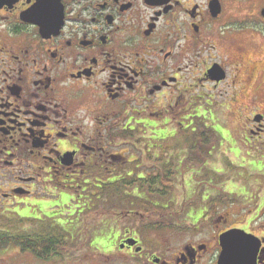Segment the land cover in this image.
Segmentation results:
<instances>
[{
  "label": "flooded vegetation",
  "instance_id": "obj_1",
  "mask_svg": "<svg viewBox=\"0 0 264 264\" xmlns=\"http://www.w3.org/2000/svg\"><path fill=\"white\" fill-rule=\"evenodd\" d=\"M183 119L182 164L161 167L145 142L177 140ZM197 137L205 142L191 149ZM221 154L264 173V0H0V233L63 237L70 250L106 259L0 252L41 264H218L220 236L237 230L256 239L249 264H264V224L251 214L156 207L162 170L175 187ZM142 188L145 219L159 222L116 211L145 236L128 230L117 245L94 246L92 214L112 215L105 194L133 207ZM72 210H81L77 229L65 218ZM175 229L189 236L178 246ZM76 230L79 240H66ZM115 249L122 258L112 259Z\"/></svg>",
  "mask_w": 264,
  "mask_h": 264
},
{
  "label": "rangeland",
  "instance_id": "obj_2",
  "mask_svg": "<svg viewBox=\"0 0 264 264\" xmlns=\"http://www.w3.org/2000/svg\"><path fill=\"white\" fill-rule=\"evenodd\" d=\"M190 124L191 122H186L185 119H183L182 122L179 123L180 128L176 124L177 131L181 132L180 136L176 138V142L174 140L172 142L171 140V142L167 143V141L160 140L159 138L161 136L159 135H157L159 142L156 144L154 149L148 146L145 142L144 146L146 153L148 151V154L151 155V157H156L157 160H161V167H165L166 165H169L170 162H172V166H174L175 168H177L176 170H178V167L181 166L183 161L184 147H186V139L184 136L189 137V135H183V133H186L187 130L188 132H190V130L188 129V126H190ZM156 133L162 135V132L158 131ZM171 145H175L176 147H171ZM223 152L226 153V150L224 149ZM218 158L220 162L217 166H205L204 170H187L188 172L183 175L185 181L187 180V183L184 181L186 183L185 186H183L185 183L180 181V177H178V181L176 180L175 187L168 195L169 197L167 196L162 199L156 198L157 200H160L162 204L160 205V203L157 201L156 207H159V209L162 210L161 213L163 214L165 210L172 212H182L181 206H183L185 207V213L190 214L193 212L199 213L207 211L209 207L212 208L216 205L215 209H211L212 211H214L215 213H223V215L229 213V217L232 220H235V215L243 217L246 214H251L253 219H255L256 224H264V216L260 217V214H264V173H259L255 176L256 173H251V168L249 164L247 165L248 162L244 159H237L235 156L221 154V156H219ZM262 169H264V164L262 165ZM110 192L111 194H113L115 192V189L112 188ZM138 194H140V201L136 205H133V207L124 205H129L127 203V199H122L117 194H115L116 196L114 195L112 197H110V194H105L106 200L104 199V204L111 207L112 215L109 216L111 218H103L94 211L95 208L93 209L94 213L92 214V216H98V218H96L94 222H92L93 226L97 229L96 235L94 236L95 238L92 239V244L94 246L99 241H103L109 246H114L115 243V245H117L119 239L123 236V234L128 232V230L131 234H134L135 232H139L142 235L145 234V231H143L142 228H139L138 230V228H136V225H134L133 222H130V217L124 218L121 217V214H118V217H114V213L116 211H121L122 209H136L144 213V221L141 220V222H144L145 225H148V222L149 224L153 225L159 222V218L155 219L154 214L153 216L150 215L152 218H150L149 221H146L145 218H149V215L145 214L148 207V203L145 202L149 198L147 197L144 188L138 189ZM183 202L185 203V205ZM78 205L84 206L83 199L80 200V203ZM258 208L262 209L258 210ZM75 210H72V212L65 211V218L69 223L72 221L71 226L77 229V222L80 218L78 214L81 210ZM97 212L100 211L97 210ZM168 213L170 214V212ZM162 220L164 221L166 220V218H162ZM64 222L66 223V221ZM0 228L3 227H1L0 225ZM15 229H18V226L16 224H13L9 230L14 231ZM180 231L182 230L175 229V235L172 233V236H170V242L175 246H178V244L185 242L189 237L187 235H180ZM78 232L79 231L76 230L74 234L64 233V235L67 236L66 240L71 239L70 241H78ZM166 237H168V235L165 236V238ZM115 250L116 255L114 254V257H112V259L122 258L123 256L117 253V249ZM1 252L0 264H41L35 257L30 255L27 256L16 248ZM97 254L98 252H78L72 249L69 251L66 257H62L61 259L67 260L68 262L77 260L106 259L105 257L98 256ZM56 259L57 258H53V260ZM68 264H72V262Z\"/></svg>",
  "mask_w": 264,
  "mask_h": 264
},
{
  "label": "trees",
  "instance_id": "obj_3",
  "mask_svg": "<svg viewBox=\"0 0 264 264\" xmlns=\"http://www.w3.org/2000/svg\"><path fill=\"white\" fill-rule=\"evenodd\" d=\"M204 142L205 140L202 137L200 138L197 137L193 140V143L190 147L191 149H193L194 147L199 148L201 147V143ZM195 159L196 157H194V163H200V161L198 162L197 159L196 160ZM170 177L171 174L168 171L162 170L160 176L157 178L160 180V184H161L160 191H158L157 193L162 198L169 195L174 188L172 182L173 180L170 179ZM151 183L153 184V182ZM148 190H150L151 194H153L151 188L148 187L147 191ZM184 211L185 210L183 209L182 212ZM161 221L163 226L166 225L165 222H168L167 217L166 220L163 221L161 219ZM148 226H150L151 228L153 225H148ZM168 226L171 225L169 224ZM10 245L20 248L22 252L30 251L37 259L44 261H48L53 258L66 257L70 251V248L68 244H66V242L64 241L63 237L52 238L50 236H45V237H40L37 235L28 236L23 232L0 233V249L6 248Z\"/></svg>",
  "mask_w": 264,
  "mask_h": 264
},
{
  "label": "water",
  "instance_id": "obj_4",
  "mask_svg": "<svg viewBox=\"0 0 264 264\" xmlns=\"http://www.w3.org/2000/svg\"><path fill=\"white\" fill-rule=\"evenodd\" d=\"M233 237V239H227ZM244 237L243 241L235 239ZM256 240L252 236H247L243 232L230 230L222 234L219 238L221 254L218 264H249L254 254L253 243Z\"/></svg>",
  "mask_w": 264,
  "mask_h": 264
},
{
  "label": "snow or ice",
  "instance_id": "obj_5",
  "mask_svg": "<svg viewBox=\"0 0 264 264\" xmlns=\"http://www.w3.org/2000/svg\"><path fill=\"white\" fill-rule=\"evenodd\" d=\"M227 239H233V237H231V235H230V237L227 238ZM235 239H239V240L243 241L245 238H244V237H236ZM257 246H258V245H257Z\"/></svg>",
  "mask_w": 264,
  "mask_h": 264
}]
</instances>
